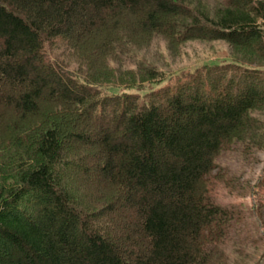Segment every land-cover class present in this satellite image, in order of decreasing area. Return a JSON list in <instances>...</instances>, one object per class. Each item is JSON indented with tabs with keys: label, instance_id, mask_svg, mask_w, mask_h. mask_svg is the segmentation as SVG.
Masks as SVG:
<instances>
[{
	"label": "trees",
	"instance_id": "1",
	"mask_svg": "<svg viewBox=\"0 0 264 264\" xmlns=\"http://www.w3.org/2000/svg\"><path fill=\"white\" fill-rule=\"evenodd\" d=\"M213 1L0 0V264H264L211 196L235 187L225 155L264 150L262 66L108 68L154 34L264 59V0ZM55 38L84 72L50 60Z\"/></svg>",
	"mask_w": 264,
	"mask_h": 264
},
{
	"label": "rangeland",
	"instance_id": "2",
	"mask_svg": "<svg viewBox=\"0 0 264 264\" xmlns=\"http://www.w3.org/2000/svg\"><path fill=\"white\" fill-rule=\"evenodd\" d=\"M206 2L211 6L215 5L213 0H206ZM94 40L85 45L84 53L86 52L88 56L93 55ZM137 48L138 52L125 57V62L118 61L115 55L111 56L109 61L112 66L108 68L113 67L119 72L127 73L129 70L136 69L135 62L143 60L164 70L168 74L167 82L170 83L196 71H203L208 66L229 64L233 61L232 57L255 63V66H262L264 70V59L259 58L247 48L235 47L224 40L191 39L181 42L170 39L166 35L154 34L151 41L150 39L141 41ZM45 49L50 60L62 62L70 72L78 74L80 70L82 72L86 70V66H81L83 63L79 61L76 54H81V51L70 50L61 39L55 38L47 42ZM83 49L82 46L81 50ZM118 71L116 75L111 76L112 81L120 75L117 74ZM108 74L109 72L105 73V76L101 75L106 77ZM106 89L105 93H115L112 87ZM259 115L264 118V112ZM222 163L234 176L235 187L231 189L226 188L222 183H214L211 187L212 199L223 206L241 207L250 224L247 230L251 236H254L252 246L260 245L261 249L264 241V150L255 152L251 157L240 155L239 152L228 153ZM243 242L244 240H240L238 244ZM236 256L234 255L233 258L235 259Z\"/></svg>",
	"mask_w": 264,
	"mask_h": 264
}]
</instances>
